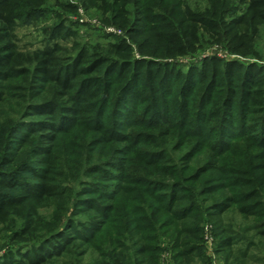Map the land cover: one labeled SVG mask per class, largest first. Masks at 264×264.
I'll use <instances>...</instances> for the list:
<instances>
[{
	"label": "trees",
	"instance_id": "16d2710c",
	"mask_svg": "<svg viewBox=\"0 0 264 264\" xmlns=\"http://www.w3.org/2000/svg\"><path fill=\"white\" fill-rule=\"evenodd\" d=\"M79 2L132 45L0 0V264H158L161 241L195 264L204 224L223 264H264V0ZM211 46L235 59L181 69Z\"/></svg>",
	"mask_w": 264,
	"mask_h": 264
},
{
	"label": "rangeland",
	"instance_id": "374dc122",
	"mask_svg": "<svg viewBox=\"0 0 264 264\" xmlns=\"http://www.w3.org/2000/svg\"><path fill=\"white\" fill-rule=\"evenodd\" d=\"M186 1L189 6H191L192 8H200L203 9L206 6V0H183ZM68 3L74 4L77 7V10L75 9L72 12H66L64 10H61L59 8H56L55 11L56 13L60 14L62 16L63 19L67 20V25L69 26L71 25L70 23H73L75 21H78L79 24L81 25V27L77 28V34L78 36L75 38L76 41H80L82 44H91L93 43L96 39H99L100 36H104L106 35V33L103 31V29L101 27H105V25L100 22V19L95 15V13L93 11H85L83 9V7L80 5L79 0H68ZM83 20L84 22H80L79 20ZM91 22H94L95 25L90 24ZM101 28H97V25ZM46 24H44L45 26ZM48 25V23H47ZM114 28L113 26H109ZM75 29V27H74ZM17 35H18V39H19V45L20 47L26 49V50H32L37 48L40 45V40H41V35H40V31L37 25H27V26H22L19 27L17 30ZM109 36H111L112 38H108V40H113L115 35L113 34H108ZM115 37H125L126 42L132 45V42L130 40H128V38L126 37V35L123 34V32L121 31V36H115ZM66 46L68 48H70L71 44H66ZM135 57H139L137 55V53H134ZM208 57H218L221 58L223 60H233L235 59L233 56L228 55L226 51L217 48L215 46H211V47H207L205 50L202 51H197L194 55L192 56H187L184 57L182 59H179L178 64L179 66H181V69H183L185 71V66H189L192 64H196L198 62H200L201 60L208 58ZM177 64V65H178ZM88 180V179H86ZM234 220V223H236L237 225H241L243 224L241 219L237 216V215H228L226 220L228 219H232ZM202 236L204 238V236H207L209 238L212 239V244H205L204 243V239L203 241V253L206 255V257L208 256L207 254L210 252H213V256L212 257H207V260L204 262H199L196 261L195 264H223V260L221 259L220 256H217L214 254V242H215V238H214V231H212L211 227H209L207 224H204L202 227ZM252 233H250L249 235L251 236ZM255 244L258 243V239H254ZM161 246V252L159 253V260H158V264H173L172 260H171V254L168 251V247L166 245V243H160ZM240 247V246H239ZM263 251H260L257 247L253 248L250 251V255H254L257 257L262 256ZM90 259V258H89ZM88 258H86L84 260V264L87 263V261L89 260Z\"/></svg>",
	"mask_w": 264,
	"mask_h": 264
},
{
	"label": "built area",
	"instance_id": "2783aa9c",
	"mask_svg": "<svg viewBox=\"0 0 264 264\" xmlns=\"http://www.w3.org/2000/svg\"><path fill=\"white\" fill-rule=\"evenodd\" d=\"M81 23L82 22H84L83 20H79ZM90 24H92V25H95V23L94 22H91ZM97 25V28H99V29H103V31L106 33V34H113V35H115V36H121V31L119 30V29H117V28H112V27H109V26H105V27H99L98 26V24H96ZM204 243L205 244H209V245H211L212 244V239L211 238H209V237H207V236H204ZM208 255V257L210 256V257H212L213 256V252L211 253L210 252V254L208 253L207 254Z\"/></svg>",
	"mask_w": 264,
	"mask_h": 264
}]
</instances>
